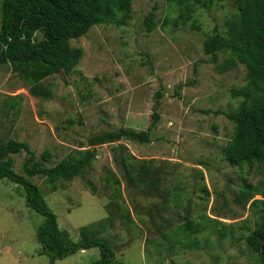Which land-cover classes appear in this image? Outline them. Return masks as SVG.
I'll return each instance as SVG.
<instances>
[{"label":"rangeland","instance_id":"obj_1","mask_svg":"<svg viewBox=\"0 0 264 264\" xmlns=\"http://www.w3.org/2000/svg\"><path fill=\"white\" fill-rule=\"evenodd\" d=\"M151 11L156 26L149 31ZM237 11L235 0H224L197 6L185 22L174 0H134L126 24L95 25L72 40L84 55L72 74L45 80L53 94L49 100L32 96L10 65H0V138L28 141L48 167L92 148L89 138L103 131L147 130L155 95L162 93L161 121L151 142L123 139L97 146L86 176L60 180L56 191L44 177L32 178L72 240L79 239L82 226L110 215L113 189L106 177L113 176L121 181L128 214L117 210L99 236L110 242L117 264H261L247 236L264 217V198L245 203L240 194L245 179L259 184L262 169L233 166L224 155L234 134L226 112L241 100L232 87L246 83L247 67L239 63L220 72L204 51L208 34L225 31ZM228 55L220 53V60ZM119 145L130 162L140 166L146 160L163 176L159 189L138 175V185H131L118 161ZM44 151L51 153L50 162ZM26 156L13 155L21 174ZM44 220L28 206L23 186L0 180V264H53L37 239ZM189 220L190 234L183 229ZM100 256L98 247L84 249L54 264H87Z\"/></svg>","mask_w":264,"mask_h":264},{"label":"trees","instance_id":"obj_2","mask_svg":"<svg viewBox=\"0 0 264 264\" xmlns=\"http://www.w3.org/2000/svg\"><path fill=\"white\" fill-rule=\"evenodd\" d=\"M134 0H2L0 19V65H10L12 70L27 84L32 96L49 100L53 94L45 84L50 76L60 72L72 74L84 55L82 47L72 46L73 39L80 38L100 24L127 23ZM181 7L180 18L191 21L197 6L209 7L224 0H174ZM237 13L226 21L227 29L215 28L204 42V51L220 72H226L243 63L247 67L246 83L232 87L234 97L240 103L226 116L234 123L232 139L224 147L226 160L233 166L242 167L258 164L262 169V179L254 185L247 179L241 191L245 203L257 195L264 198V0H235ZM149 31L156 26L155 11L146 19ZM220 53H229L220 60ZM197 71V70H195ZM161 98L155 95L152 121L147 130L121 127L107 130L89 138L92 148L71 154L54 166H45L37 159L36 152L28 141L15 138H0V180L21 185L25 189L27 204L45 217L37 239L42 244L41 253L47 255L51 263L84 249L99 248L101 256L87 264H117L116 253L106 237L99 236L111 222L116 211L128 214L122 205L123 193L119 178L106 177L113 189L110 215L99 223L84 225L79 239L72 240L67 230L62 229L58 215L50 208L41 187L34 183V176H42L58 189V181H72L85 177L93 160L97 158V146L119 142L123 139L149 143L152 132L161 121ZM222 112V111H217ZM126 177L132 186L140 182L159 189L163 176L154 167L141 160L140 166L130 162L125 148L117 147ZM27 154L22 169L15 170L14 154ZM44 160L51 161V153L44 151ZM152 160V159H151ZM151 160H148L150 163ZM154 174V175H153ZM115 177V176H114ZM115 182V183H114ZM96 193V189L90 187ZM207 190V189H206ZM208 192V190H207ZM264 200V199H263ZM260 202L254 199L253 203ZM189 234L193 232L192 221L183 227ZM251 249L264 264V217L252 233L247 236Z\"/></svg>","mask_w":264,"mask_h":264}]
</instances>
